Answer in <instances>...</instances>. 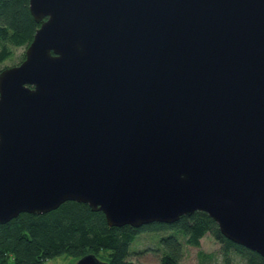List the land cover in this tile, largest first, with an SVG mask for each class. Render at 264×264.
I'll use <instances>...</instances> for the list:
<instances>
[{"label": "water", "instance_id": "obj_1", "mask_svg": "<svg viewBox=\"0 0 264 264\" xmlns=\"http://www.w3.org/2000/svg\"><path fill=\"white\" fill-rule=\"evenodd\" d=\"M29 10L25 56L0 69V222L66 200L117 226L203 210L264 257V0Z\"/></svg>", "mask_w": 264, "mask_h": 264}, {"label": "trees", "instance_id": "obj_2", "mask_svg": "<svg viewBox=\"0 0 264 264\" xmlns=\"http://www.w3.org/2000/svg\"><path fill=\"white\" fill-rule=\"evenodd\" d=\"M38 26L29 10V0H0V61L13 53V46L26 47ZM24 56L25 52L22 59ZM163 228L178 229L182 239L174 233L159 238L163 248L159 264H183L184 243L200 247L206 233L220 243L224 264H264L261 254L227 238L203 210L182 214L172 223L117 226L108 225L101 210H92L88 203L76 200H66L43 213L23 211L0 222V264H48L47 259L56 255L77 259L87 252H94L106 264H143L129 258L131 241L141 231ZM198 255L208 254L199 249Z\"/></svg>", "mask_w": 264, "mask_h": 264}, {"label": "rangeland", "instance_id": "obj_3", "mask_svg": "<svg viewBox=\"0 0 264 264\" xmlns=\"http://www.w3.org/2000/svg\"><path fill=\"white\" fill-rule=\"evenodd\" d=\"M25 45L13 46V53L0 61V68L18 63L22 59V53L25 52ZM170 233L177 234L182 239V233L175 228H163L160 230L141 231L135 235V238L129 245V258L134 261H140L143 264H159V256L163 248L159 238ZM150 246L159 248L157 250L149 249ZM204 250L208 255L201 257L198 250ZM76 259L69 255L60 254L47 259L48 264L63 263L75 264ZM183 264H224L221 253L220 243L210 234L206 233L201 238L200 247L184 243V252L182 256Z\"/></svg>", "mask_w": 264, "mask_h": 264}]
</instances>
